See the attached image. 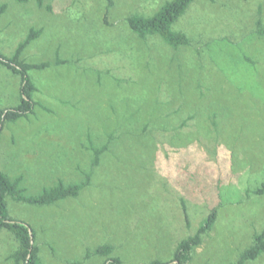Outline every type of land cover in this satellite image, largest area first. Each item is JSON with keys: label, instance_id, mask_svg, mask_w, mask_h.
<instances>
[{"label": "rangeland", "instance_id": "obj_1", "mask_svg": "<svg viewBox=\"0 0 264 264\" xmlns=\"http://www.w3.org/2000/svg\"><path fill=\"white\" fill-rule=\"evenodd\" d=\"M166 1L0 0V54L41 29L22 58L52 64L29 73L40 106L4 125L0 171L22 177L27 196L92 176L77 198L51 206L8 198L42 264H104L85 259L103 244L122 264L167 263L215 207L188 264H233L264 230V194L253 193L264 183V0H195L174 26L191 44L177 50L127 25ZM21 82L0 65V111L19 103ZM91 143L108 144L95 167ZM17 248L1 230L0 264H14ZM247 264H264V253Z\"/></svg>", "mask_w": 264, "mask_h": 264}, {"label": "trees", "instance_id": "obj_2", "mask_svg": "<svg viewBox=\"0 0 264 264\" xmlns=\"http://www.w3.org/2000/svg\"><path fill=\"white\" fill-rule=\"evenodd\" d=\"M19 3H25L30 0H16ZM39 7H43L44 0H34ZM108 7L113 5V0H105ZM195 0H168L151 16L135 14L127 19V25L130 30L141 39H147L150 36H157L163 40L165 44L177 50L191 44V38L182 31L174 29L178 20L185 15L190 5ZM6 5L0 6V16L5 13ZM42 34L41 29L32 28L28 32L26 38L21 41L12 57H6L0 54V65L6 67L13 74L21 77L20 100L19 103L10 110L0 111V135L7 123H16L21 119H29L35 114L36 107L40 103L34 100L38 88L33 83L29 73L32 70H43L50 67L51 63H28L24 60L23 54L27 47ZM257 34L260 38H264V26L261 21L258 23ZM64 61L57 58L55 64H63ZM91 151L94 154L92 166H97L100 157L108 150V144L97 147L91 143ZM8 174L0 171V231L7 230L18 242L17 250L12 254L14 264H42L40 258V250L35 243V233L31 227L24 222L14 220L10 216L8 198L14 202L28 204L36 207H45L54 205L60 201L77 198L81 190L90 186L91 175L87 174L86 179L81 183L65 184L62 180L50 188H46L41 194L36 196H27L25 189L20 188L22 177L12 181ZM253 193L264 194V183ZM183 210L187 216V208L184 200ZM218 207L213 208L208 216L201 222L200 227L194 235L182 240L175 252L174 258L170 262H162L159 260L152 261L150 264H188L194 257L196 249L202 244L203 237L212 231L218 219ZM188 220V219H187ZM188 222V221H187ZM115 252L114 246L111 244H103L93 251L88 250L85 259L92 256L107 257L104 264H122L117 256H113ZM264 253V230L254 238L251 247L243 251L239 259L233 264H247L255 261ZM81 264V262L74 263Z\"/></svg>", "mask_w": 264, "mask_h": 264}, {"label": "crops", "instance_id": "obj_3", "mask_svg": "<svg viewBox=\"0 0 264 264\" xmlns=\"http://www.w3.org/2000/svg\"><path fill=\"white\" fill-rule=\"evenodd\" d=\"M201 245H202V244H201ZM201 245H200V246H201ZM200 246H199V247H200ZM199 247H198V248H199Z\"/></svg>", "mask_w": 264, "mask_h": 264}]
</instances>
